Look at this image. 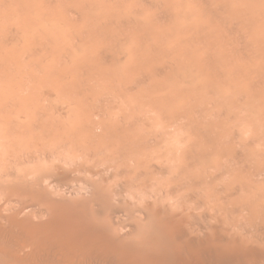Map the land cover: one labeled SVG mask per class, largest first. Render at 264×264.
Masks as SVG:
<instances>
[{"label":"bare ground","instance_id":"obj_1","mask_svg":"<svg viewBox=\"0 0 264 264\" xmlns=\"http://www.w3.org/2000/svg\"><path fill=\"white\" fill-rule=\"evenodd\" d=\"M96 1L103 5L98 8L95 0H43L42 5L59 6L52 12L54 19L47 22L41 10H36L34 0H0L3 20L5 17L13 20L8 24L7 19L5 25L2 20L6 34L0 33V46L13 41L11 50L0 49L2 62L14 59L13 46L18 41L23 43L22 47L36 42L28 48L31 52L27 58L32 57L33 51L45 44L43 38L41 42L37 39L40 35L51 41L69 30V44L75 47L84 38L85 48L95 40H102L91 46L95 57L91 59L95 64L93 70L84 71L90 63L85 56L69 72L68 67L64 72L58 65L50 72V78L35 82L36 92L25 90L27 86L26 92H22L20 83L14 81V91H0V264H264V166L259 164L255 173L253 170L245 174L244 163L237 165L238 151L234 144L238 143H232L234 131L241 135V125L240 131L237 127L225 133L222 123L224 126L217 130L214 119L202 118L204 102L199 103V108L204 109L201 116L195 107L198 103L190 105L194 100L192 92L181 88L182 83L189 86L190 82L191 85L196 82L197 87L194 84L193 87L196 92L198 89V97L205 96L203 93L207 97V93L220 98L221 94L234 96L233 100L243 101L250 108L249 119L245 116L247 124L257 123L254 125L258 129L259 123L261 129L264 96L259 88L264 87V3ZM87 12L90 17V13H95V17L82 26ZM52 13L46 17L50 18ZM67 14L71 24H62L61 20L60 24L55 23ZM81 20L82 28H74ZM153 25L155 29L149 28ZM239 27L243 28V35L238 33ZM25 42L28 45L24 46ZM121 46L126 48H122V52L127 51L124 55L122 49H117ZM79 50L83 54L82 47ZM74 51L58 52V57L69 60ZM121 59L124 61L116 72L104 67L109 72L102 73L101 66L110 65L111 61L119 63ZM89 67L92 68L91 64ZM6 73L9 78V71ZM100 73L110 84H122L121 80L131 76L141 90L149 91L151 95L136 97V104L140 115L139 107L145 110L148 107L153 112L159 121L158 125L153 123L158 128L151 122L148 124L152 117L145 121V115L142 120L145 123L139 121L144 129L139 131L135 127L139 120L135 113L126 116L121 112L117 117L115 112L117 118L113 117L115 104L109 102L106 110L101 92L82 86L83 81H92V76ZM3 78L6 82L7 77ZM144 84L147 89H142ZM212 84H216L214 91ZM208 86L213 92H208ZM115 88L109 89L115 95L114 102L128 103L123 96L125 86ZM231 96L225 101L231 102ZM225 104L228 107V102ZM185 114L189 120L187 127L189 122L193 123L188 129L186 122L185 127H180L182 120H186ZM235 116L240 118L237 113ZM245 130L243 138L250 133L245 134ZM247 139L240 145L251 148L252 141L253 144L263 141L264 127L254 138L250 137L251 142ZM226 142L231 152L224 148L228 146ZM259 142L257 147L264 143ZM241 150L238 154L243 155ZM206 160H212L215 166ZM231 167L235 172L229 176ZM225 175L228 181L223 180Z\"/></svg>","mask_w":264,"mask_h":264},{"label":"rangeland","instance_id":"obj_2","mask_svg":"<svg viewBox=\"0 0 264 264\" xmlns=\"http://www.w3.org/2000/svg\"><path fill=\"white\" fill-rule=\"evenodd\" d=\"M13 1V0H12ZM254 1V0H253ZM256 1V0H255ZM258 2L259 3H264V0H258ZM33 3H36L37 4V8H36V10H38V8L41 10V14L42 15H44V17H45V20L47 21V22H49V21H51V20H53L54 19V17H52V16H54L53 15V13L52 12H54V10L55 9H57L59 6H58V4H56V6H55V4L53 3V5H54V7H55V9H54V7L52 6V4L50 5V7H48V6H46V5H42V4H40V3H44L43 2V0H42V2H41V0H40V2H39V0H34V2ZM95 3H97V7L98 8H100L99 6L100 5H103L102 3L101 4H99L100 2L98 1H96L95 0ZM29 4V3H28ZM41 5V7H44L43 9L40 7V5ZM211 4L213 5V3L211 2ZM34 5V7L36 6L35 4H33ZM39 5V6H38ZM99 5V6H98ZM16 5H14L13 7H15ZM58 6V7H57ZM102 7V6H101ZM50 8V10L48 11V9ZM52 10V11H51ZM38 12V11H37ZM42 12H44V13H42ZM45 12H46V14H45ZM48 12V13H47ZM50 13H52L51 14V16H50V18L48 17H46V16H48V15H50ZM85 14H87L86 16H85ZM91 14V16L92 17H90V15H89V12H87V13H84V23L82 24L81 22H83L82 20L80 21V22H78V23H76L75 24V27L74 28H82V26L85 24V21L86 20H88L89 18H93V17H95V13L93 14V12L92 13H90ZM89 15V16H88ZM124 16V15H123ZM0 33L2 34V31H3V34H6V31H4V28L2 27V24H3V21L5 20H7L8 19V17H5L4 18V20H3V17H4V15L2 16V15H0ZM63 17V18H62ZM62 17H60V19H58L59 21H56L55 23L57 24H60L61 22H60V20L62 21V24L63 23H65V22H67V24L66 25H69V24H71L72 22V20L71 19H69V15L67 14V15H63ZM86 17V18H85ZM119 17V16H118ZM120 17H122V15L120 16ZM52 18V19H51ZM62 18V19H61ZM71 18V17H70ZM11 18H9L8 19V24H9V20H10ZM14 19V18H13ZM69 19V20H68ZM3 20V21H2ZM49 20V21H48ZM4 21V25L7 23V21L5 22ZM13 20L11 19V21H10V24H11V22H12ZM64 21V22H63ZM190 21V20H189ZM263 21H264V19H263ZM14 22H17V21H15V19H14ZM132 22H134L133 20H132ZM80 23H81V25L82 26H80ZM132 25H133V23H131ZM77 25V26H76ZM158 27H159V24H156ZM161 25H163V24H161ZM80 26V27H79ZM1 27H2V29H1ZM156 28L155 27V25H153V26H149V28ZM240 29V30H239ZM67 31H69V30H67ZM64 32L63 33V36H61L60 34L59 35H56L55 36V38H53L51 41L50 40H47V38L44 36V35H40V39L39 38H37L39 41L41 40V38H43L42 39V42H44L45 44H44V46L46 47L47 45H48V47L49 48H51V49H49L48 47H46V48H44V46H42V47H40V48H38L37 49V51H33V56L32 57H28L27 58V56H29L28 54H30V52L31 51H29L30 50V47L32 46V45H34L35 43L34 42H32V41H30V43H29V46L27 47V46H25V45H28L26 42V44L24 43V46L25 47H22V45H23V43H22V45L20 44L21 42L20 41H18V42H15L14 43V51H13V56H14V59L10 62H8V61H6V62H2L1 61V59H0V61L2 62V63H0V65H2L3 66V68L0 66V69H2L0 72H1V74H0V91L2 92H4V93H6V92H9V91H14L12 88H13V86L15 85V84H17V83H20L19 85V87H21L20 89H22L21 91L23 92V91H25V90H30V91H33V89H35L34 87H36V84H35V82L36 83H38V82H40V81H42V80H46V78L48 79V78H50V72H52V71H54V70H56L57 69V67H58V65H59V67H58V69H60L61 68V66L63 67L61 70L62 71H64V72H66L67 71V69H68V71L67 72H69V71H71L72 69H74L76 66H77V64H76V62H77V60H79L80 58H85L86 59V57H87V60H89L90 61V63L88 64V65H85V69L86 70H84L85 72H89V71H91V70H93V67L95 68V64L93 65L92 64V60L95 58L93 55H94V53H93V48H91V46H92V43H93V46H94V42L95 43H97L99 40V43L102 41L101 39H98V40H95V41H93L92 43H91V45L89 46V48L88 47H84V38L82 39L83 41H80L81 43H77V45L76 44H74V46L75 47H73V44L71 43V44H69V39H70V31L69 32ZM67 33V34H66ZM238 33H240L241 35H243L242 33H243V28L241 27H239L238 28ZM65 34H66V36H65ZM69 35V36H68ZM60 36H61V38H60ZM67 37H68V41L67 40H65V38L67 39ZM54 39H55V41H54ZM61 41H60V40ZM44 40V41H43ZM57 40H59V41H57ZM53 41V42H52ZM66 41H67V43H66ZM41 42V41H40ZM61 42V44H59ZM32 43V44H31ZM59 45H58V44ZM2 44V43H1ZM3 44H7V45H2V46H0V49L2 50V48H3V50H11V48L9 47V46H11V45H13V41H11V43L10 42H8V43H3ZM10 44V45H9ZM20 44V45H19ZM51 44H53V46L51 45ZM64 44H65V46H64ZM80 44H81V46H80ZM66 45H67V48H66ZM9 47V49L7 48V49H5L6 47ZM15 46H16V49H15ZM56 46H58V47H56ZM64 48L63 50H61V51H66V52H70V51H72V53H73V51H74V49L76 48L77 50H75L74 51V55L72 54V56L69 58V60L70 59H73V56H76V54H79V53H81L80 55L82 56H79V55H77L76 57H74V59L73 60H71V61H69V60H65V59H63L61 56H59L58 57V55H59V53L58 52H61L60 51V48L62 49V47ZM253 46V45H252ZM21 47H22V49H21ZM72 49V50H70V48ZM82 47V50H83V54H82V51H80L79 50V52H78V49H80ZM19 48V49H18ZM28 48H29V50H28ZM47 48H48V50H47ZM59 48V49H58ZM66 48V49H65ZM84 48V49H83ZM122 48H124V49H126L124 46H121V47H117V49L118 50H120V49H122ZM252 48V47H251ZM13 49V48H12ZM18 49V52H19V50H20V53H19V55H18V53H17V50ZM24 49H25V51H24ZM39 49H41V50H39ZM46 49V52L44 51ZM54 49H57V51H55V52H53V50ZM90 49H92V50H90ZM117 49H115V50H117ZM117 50V52H120V51H118ZM39 51V52H38ZM51 51H52V53H51ZM85 51H86V53H85ZM89 51H90V54H92V56H90V54H89ZM123 51V49L121 50V54L122 55H124L125 53V51L124 52H122ZM22 52H24V54L22 53ZM27 52V53H26ZM38 52V53H37ZM40 52H41V56H40ZM43 52H44V54H43ZM49 52V53H48ZM127 52V51H126ZM36 53V58H35V54ZM46 53V54H45ZM47 53H48V56H47ZM37 54H38V56H37ZM53 54V55H52ZM23 55H24V58H23ZM49 55H50V57H49ZM42 56H43V58H42ZM45 56V57H44ZM55 56V58H53ZM86 56V57H85ZM22 57V58H21ZM39 57H40V60H39ZM48 59H47V58ZM30 58H32V59H30ZM77 58V59H76ZM20 59V60H19ZM23 59V60H22ZM25 59V60H24ZM56 59V60H55ZM62 59V60H61ZM92 59V60H91ZM15 60H18V62H20V63H18L17 61H15ZM27 60V61H26ZM35 61L36 62V64H34L35 62H32V61ZM39 62H38V61ZM42 60V61H41ZM61 60V61H60ZM124 61V59H121L120 61H119V63H118V61L116 62V61H113V63H111L110 62V65H109V63H108V65H103V66H101L100 68H102L101 70L103 71L102 73H104V72H106V71H108L109 72V70H110V72H116V70H117V68H118V66L120 67V62L121 61ZM23 61H24V63H23ZM45 61V62H44ZM50 62V64L51 65H49V62ZM58 61V62H57ZM59 61H60V64H59ZM67 61H68V63H67ZM75 61V62H74ZM15 62V63H14ZM16 62H17V64H16ZM53 62H55V64L57 63V66H55V64H53ZM65 62H66V64H65ZM13 63V64H12ZM21 63H22V65H21ZM41 63V64H40ZM73 63V64H72ZM117 63H118V65H117ZM7 64H8V66H7ZM38 64H39V66H38ZM43 64H44V66H43ZM47 64V65H46ZM68 64V65H67ZM90 64H91V67L92 68H90L89 66H90ZM122 64V63H121ZM14 65V66H13ZM17 65V66H16ZM30 65V66H29ZM256 65V64H255ZM255 65H253V67H256ZM12 66L14 67V68H12ZM18 66H19V68H18ZM37 66V67H36ZM115 66V67H114ZM6 67H8V68H6ZM11 67V68H10ZM24 67V68H23ZM34 67V68H33ZM65 67V68H64ZM66 67H68L67 69H66ZM109 68V70L108 69H105V68ZM17 68V69H16ZM30 68H31V70H30ZM54 68H56V69H54ZM77 68V67H76ZM24 69H25V72H24ZM30 70V72H29V70ZM34 69H35V71H34ZM39 69H41V70H39ZM46 69V70H45ZM83 69H84V66H83ZM91 69V70H90ZM111 69H112V71H111ZM5 70V71H4ZM13 70H14V72H13ZM17 70V71H16ZM19 70V71H18ZM23 70V71H22ZM28 70V71H27ZM32 70L34 71V72H32ZM49 70V71H48ZM9 71V76L11 77L13 74V76H12V78H8V74L6 73V72H8ZM21 71V72H20ZM26 71H27V73H26ZM37 71V72H36ZM46 71H47V73H46ZM10 72H12V73H10ZM16 72H18V73H16ZM22 72H23V74H22ZM40 72H41V75H43L44 77H45V79H44V77L43 76H41L40 75ZM45 72V73H44ZM2 73H3V75H2ZM19 73H20V75H19ZM33 73V74H32ZM38 73H39V75H38ZM102 73H100V74H95V75H93L92 76V81L91 80H89V81H83V83H82V86H84V88H86V87H88V86H90V87H92L93 89H95V92H97V93H99L100 94V92H101V95L103 96V107L107 110L108 108H107V105L109 104V102H113L115 105V108L113 109V111H112V115H113V117L116 115L117 117L119 116V115H122V114H126V116L127 115H129L130 113L131 114H136V116H137V118H139V120H138V122L136 123V130H142V129H144V127H143V124H141L140 125V123H139V121L141 122L142 120L144 121V117H145V121H148V119H151V117H152V121H150L149 120V122H147L148 124L150 123V124H152L153 126H154V124L156 123L157 124V121L158 120H155L156 118H155V116H154V114H153V112H151L150 111V109L148 108V107H146V110H145V107H144V109L142 108V107H139V109L141 110L142 109V111H141V115H140V112H139V110H138V106L139 105H137L136 103H137V99L138 98H142L143 96H146V95H149V91H147L146 92V90H141V87L139 88V86L138 85H136V83L134 84V82H133V80H132V78H131V76H127L128 77V79L126 80H121V81H123V82H121L122 84H120L119 82H117V83H114V84H110V83H108L107 82V78H105L104 76H102L101 74ZM16 74V75H15ZM25 74V75H24ZM32 74V75H31ZM125 74V73H124ZM128 74V73H127ZM18 75H19V77H18ZM36 75V76H35ZM46 75H47V77H46ZM16 76V77H15ZM27 76V77H26ZM148 76H149V74H148ZM150 76H151V74H150ZM1 77H2V79H1ZM3 77H7V80H8V82H7V80H6V82H5V80H4V78ZM22 77H24V78H22ZM29 77V78H28ZM33 77V78H32ZM36 79H35V78ZM103 77V78H102ZM16 79V81H18V82H16L14 79ZM21 78V80H19ZM101 78V79H100ZM149 78V77H148ZM6 79V78H5ZM29 81L28 83H27V80ZM40 79V80H39ZM31 80H32V82H31ZM36 80H38V81H36ZM99 80V81H98ZM102 80V81H101ZM106 80V81H105ZM131 80V81H130ZM149 80H150V78L147 80L148 82H149ZM12 81H14L15 82V84H14V82H12ZM101 81V83L100 84H98L99 82ZM103 81H104V83H103ZM147 81H146V83L145 84H147ZM3 82H4V84H3ZM12 82V83H11ZM24 82H25V84H24ZM88 82V83H87ZM106 82V83H105ZM126 82V83H125ZM1 83H2V85H1ZM6 83V84H5ZM27 83V84H26ZM119 83V84H118ZM123 83H124V85H123ZM29 84V85H28ZM93 84V85H92ZM97 84H98V86H97ZM101 84H102V86H101ZM107 84V85H106ZM108 84H110V87H111V89L112 90H114V89H117V88H115V87H118L119 88V86L121 87L122 86V89H123V87L125 86V88L123 89L124 90V92H125V94H123V96H125L124 98L126 99V101H128V103H125V104H123V105H125L124 106V109L122 110V108H123V105L121 104V103H119V104H117V103H115L114 102V97H115V95H114V93L112 92H110L111 94H113V96L109 93V89H110V87H109V85ZM126 84H127V86H126ZM134 84V85H133ZM145 84L142 86V89H147L146 88V86H145ZM193 84L195 85V87H197L196 85H197V83L196 82H192V85H191V82L189 83V86H188V84L186 85V86H184L185 84L184 83H182V87L180 86V84H179V86L182 88V89H184V91H185V89H186V91L188 92L189 90V92L191 93L192 92V95H193V97H194V100H195V102H194V100L192 99L191 100V102H190V105L192 106L193 104H196V103H198V105L196 106L195 105V107H196V109L198 110L197 112H198V115H200V113H201V116L203 115V110L204 109H202L203 107L205 108V112H206V110H207V114L204 112V116L202 117V118H204V117H206L207 118V120H209V121H213V119H214V121H216L217 123H218V125L216 126L217 127V130H218V127H219V129H221V127L222 126H224L225 125V128L224 127H222V131L223 132H228L229 130H236L237 129V127H238V125H241V127H240V129H242L243 131L246 129V127L244 128V126L245 125H247L248 127H247V129L245 130L246 132H245V134L247 133V132H250V133H252V130H254V127H255V125H257V123H254L253 125H252V123H251V126H249L248 124H247V119H249V113H250V108H249V106L247 107H245L244 106V103H243V101H239V100H237L236 101V99L234 98V100H233V97L234 96H231V95H228V96H226L227 94H223V96H224V98H223V96H222V94H221V98H220V95H215L214 93H211V92H213L214 91V88H215V86H216V84H215V86L213 85L212 86V90H211V86H210V88H209V86H208V88L210 89V91H209V89L207 88V90H208V92H210L211 94H208L207 93V95H208V97L206 96V93H203L204 92V90H203V88L201 89V91H202V93H203V95L205 94V96H203V97H198V95H197V93H198V89H197V92H196V88L195 87H193ZM23 85V86H22ZM86 85V86H85ZM135 87V88H133V86ZM142 85V84H141ZM140 85V86H141ZM6 86V87H5ZM28 87V88H26L25 90H24V88L25 87ZM100 86V87H99ZM104 86H105V88H104ZM184 86V87H183ZM188 86V87H187ZM3 87H5V88H3ZM114 87V88H113ZM130 87H131V89H130ZM139 89H138V88ZM3 88V89H2ZM98 88V89H97ZM127 88H129L130 89V91H132V93L131 92H129V89H128V91H127ZM191 88H192V90L193 91H195V92H193L192 90H191ZM11 89V90H10ZM32 89V90H31ZM89 89V88H88ZM101 89V90H100ZM102 89H103V92H102ZM134 89H136L135 91H134ZM261 89V90H260ZM97 90V91H96ZM138 90H139V92H138ZM149 90V89H148ZM262 90H263V92H262ZM38 91V90H37ZM142 91L144 92V93H142ZM261 91V92H260ZM26 92V91H25ZM33 92H36L35 90L33 91ZM142 93V96H140L141 95V93ZM109 94V97H108V95H106V94ZM139 93H140V95H139ZM259 93L260 94H263V96H264V87H262V88H259ZM146 94V95H145ZM194 94H195V96H194ZM214 94V95H213ZM129 95H131V98L133 99V101L135 102L134 104H132V99L129 97H127V96H129ZM138 95V96H137ZM150 95H151V93H150ZM133 96V97H132ZM140 96V97H139ZM214 96L216 97V99L214 98ZM229 96H231V98H229L230 100L232 99V101L231 102H229V100H226L225 101V99H228V97ZM111 97V98H110ZM112 97H113V99H112ZM127 97V98H126ZM136 97H137V99H136ZM196 97H198L199 98V100L200 101H197L198 100V98H196ZM219 97V98H218ZM107 98V99H106ZM201 98V99H200ZM106 101H105V100ZM135 99V100H134ZM205 99V100H204ZM208 99V100H207ZM212 99V100H211ZM223 99V100H222ZM129 100H131V102L129 101ZM137 100V101H136ZM204 100V101H203ZM210 100V102H211V104H210V102H208ZM215 100V101H214ZM108 101V102H107ZM115 101H116V99H115ZM201 101H202V104H203V102H204V105H201ZM217 101V102H216ZM228 102V107H227V105L225 104V103H227ZM236 102V103H235ZM238 102V103H237ZM242 104V107L240 106L241 104ZM113 103H111V104H113ZM192 103V104H191ZM199 103H200V105L202 106V108H201V106H200V108H199ZM206 103V104H205ZM207 103H209V104H207ZM225 105H224V104ZM105 104V105H104ZM107 104V105H106ZM122 105L121 107L119 106V105ZM219 104V105H218ZM232 104V105H231ZM235 104V105H234ZM237 104H238V106H237ZM130 105H131V107H130ZM135 105H137V106H135ZM234 105V106H233ZM117 106H118V108H117ZM133 106V107H132ZM231 106H232V108H231ZM128 107V109H127V111H126V108ZM193 107H194V105H193ZM206 107H207V109H206ZM211 107V108H210ZM216 107V108H215ZM226 107V108H225ZM239 107H240V109L241 108H244V111H242V110H239ZM117 108V109H116ZM134 108V109H133ZM199 108V109H198ZM208 108H210V109H208ZM224 109L225 110V112H224V110L222 111V110H220V109ZM248 108V109H247ZM104 109V110H105ZM116 109V110H115ZM148 109V110H147ZM213 109V110H212ZM217 109V110H216ZM234 109H235V111H234ZM247 110V112H246V110ZM112 110V109H111ZM120 110V111H119ZM130 110V111H129ZM133 110V111H132ZM137 110V111H136ZM144 110H145V112L146 113H148L149 114V118H148V114H146L145 112H144ZM209 110V111H208ZM218 110H220V111H218ZM238 110H239V113H238ZM118 111V112H117ZM201 111V112H200ZM218 111V112H217ZM226 111H228V116H229V118L232 120V122L230 123V121L231 120H229V118H228V116L226 115L227 114V112ZM241 111V112H240ZM114 112V113H113ZM115 112H116V114H115ZM121 112H122V114H121ZM125 112V113H124ZM130 112V113H129ZM209 112H210V114H209ZM213 112V113H212ZM223 112H224V114H223ZM233 112H235V114H233ZM249 112V113H248ZM144 113V114H143ZM218 113H219V115H218ZM236 113H237V115H239L240 116V118H241V121L243 122V120H244V123L242 124V122L240 121V118L238 117V116H235L236 115ZM134 114V115H135ZM216 114H217V117H216ZM145 115V116H144ZM151 115V116H150ZM224 115V116H223ZM230 115H231V117H230ZM247 115V119L245 120V116ZM115 116V118H117ZM140 116V117H139ZM141 116H142V118L143 119H141ZM144 116V117H143ZM211 116H212V118H211ZM223 116V117H222ZM227 116V118H225ZM234 116V117H233ZM185 117H186V120H182V122H181V124H180V121H179V124H180V127L181 128H183V127H185L184 126V123L186 122V129H188V128H191V125L193 124H191L190 125V122H189V127H187L188 126V116H187V114H185ZM185 117L184 116H182V118H184L185 119ZM209 117H210V119H209ZM219 117V118H218ZM206 118H205V120H206ZM233 118H234V120H233ZM216 119V120H215ZM218 119V120H217ZM239 119V120H238ZM204 120V122H206ZM220 120H221V125H220ZM142 121V122H143ZM153 121L155 122V123H153ZM236 121V122H235ZM237 121H238V123H237ZM246 121V122H245ZM159 122V121H158ZM229 122V123H228ZM235 122V123H234ZM143 123H145V122H143ZM224 125H223V124ZM227 125H226V124ZM155 124V127L158 125H156ZM236 124V126H234ZM261 124H262V122H261ZM220 125V126H219ZM260 124L258 123V129H257V127H255V130H254V132L252 133V134H250V133H248V137L245 135V138H243L244 137V135L241 137V135L243 134V131H241V135H240V133L239 134H235V131H234V139H233V141H232V143L235 141V143L237 144V145H235L234 144V147H235V150H236V148H237V150L236 151H238V152H240V150L242 149V147L243 146H241L240 145V143H242L243 141H246L247 140V142L249 141L247 138H249L250 139V137H251V139H252V137L254 138L255 137V135H257V133H259V132H261V129H263V127H264V121H263V126L261 125V129H260V126H259ZM140 126V127H139ZM145 126V125H144ZM228 126H231V127H228ZM242 126H243V128H242ZM159 127H160V123H159ZM228 127V128H227ZM233 127V128H232ZM250 127V128H249ZM157 128H158V126H157ZM184 128V131L183 132H185V129ZM224 129H225V131H224ZM227 129V130H226ZM240 129H239V127H238V130L240 131ZM252 129V130H251ZM259 129H260V131H259ZM238 130L236 131L237 133H238ZM250 130V131H249ZM258 130V132L256 133V131ZM253 134H255V135H253ZM172 136V135H171ZM171 136H169V137H171ZM241 139H240V138ZM236 139L237 140H239V142H236ZM251 139H250V142H251ZM264 141V140H263ZM263 141L262 140H260V142H262L263 143ZM257 143L259 142V141H256ZM255 142V143H256ZM259 142V143H260ZM227 143V145L228 146H224V148L226 147L227 148V150H229V152H231V149H230V145H229V143L228 142H226ZM254 143V144H255ZM257 143H256V146L253 144V141L251 142V144L249 145V146H252L251 148H249V147H243V152H242V150H241V153H243V155L242 154H238V152H237V155H238V162H237V165H238V167L239 166H243V165H245L246 166V168L245 169H243V172L246 174H248V173H250L251 171L253 172V170H254V173H255V169H257L258 167V165L259 164H263V166H264V158H263V161L261 160V158L262 157H264V151H262L261 149L263 148L264 149V143H263V145L260 143L259 145H258V147H257ZM262 145V146H261ZM231 146H233V145H231ZM238 146H239V149H238ZM253 147H254V150H253ZM255 147H257V148H255ZM244 148H245V150H244ZM260 148V149H259ZM252 149V150H251ZM260 150L262 151V153L260 152ZM248 151H249V155H248ZM246 153V154H245ZM254 153H255V157H254ZM258 155V156H257ZM242 156V157H241ZM252 156V157H251ZM256 156H257V158H256ZM251 157V158H250ZM243 160H242V159ZM254 158H255V160H254ZM247 159V163L245 162V160ZM257 160H259L258 162H256ZM206 161H208L209 163H211V165L212 166H215V163L212 161V160H206ZM254 161H255V163H254ZM241 164H240V163ZM244 164H243V163ZM249 162V163H248ZM250 162L254 165H252V164H250ZM257 163V164H256ZM243 164V165H242ZM247 164V165H246ZM227 167H228V165H227ZM237 167V168H238ZM252 167V168H251ZM235 168H236V166H235ZM251 168V169H250ZM229 170H230V168H229ZM231 170H232V172L231 171H229L228 173H229V176H230V173L231 174H233L234 172H235V170L234 169H232V167H231ZM247 171H249V172H247ZM228 173L226 174V175H228ZM224 176V178H223V180L224 179H226L227 178V176ZM229 178V177H228ZM227 181H228V179H226ZM264 180V179H263ZM262 181V180H261ZM261 181L259 182V184H261ZM264 183V181H262V184ZM261 184V185H262Z\"/></svg>","mask_w":264,"mask_h":264}]
</instances>
